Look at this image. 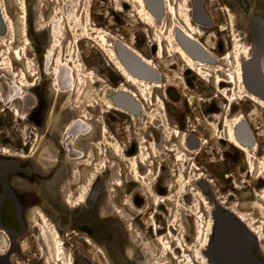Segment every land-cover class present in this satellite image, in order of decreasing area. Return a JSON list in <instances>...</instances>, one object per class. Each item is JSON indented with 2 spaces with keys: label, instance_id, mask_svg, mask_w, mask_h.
<instances>
[{
  "label": "rangeland",
  "instance_id": "rangeland-1",
  "mask_svg": "<svg viewBox=\"0 0 264 264\" xmlns=\"http://www.w3.org/2000/svg\"><path fill=\"white\" fill-rule=\"evenodd\" d=\"M72 1L26 0L27 30L30 39L28 57L34 61L37 70V78L29 76V79L35 83L36 87L27 91V95L31 96L27 102L17 99L11 106L0 103V144L8 146L7 148L16 153H20L19 150L29 152L27 154L32 159L23 160L19 157H5L0 154V194L3 193V190L16 189L14 182L16 170L32 171V173L51 171L54 180L59 174L64 173L67 176L69 172L71 174L70 183L64 185L62 196L57 190H54L52 195L53 199L63 198L62 204L67 212L64 225H61L60 218L62 216L59 212L56 210L51 212L48 205H42V201H45L43 181H41L43 178L39 175L36 179L30 178V186L22 189L26 192V198H35V201L31 200V203L30 199L28 200V205L33 209L32 216L37 218V212H44L53 223L71 235L69 237V253L74 254L72 257L75 264H155L158 261H162L163 264H187L188 258L195 261L192 249L197 246L195 240L197 230L195 222L197 221L196 216H198L196 205L200 200V197L195 195L197 191L205 193V198L212 204L214 213H222L224 208L236 206L240 211L260 220L262 217L258 211L254 210L253 204L260 201L257 193H261L262 187L260 186L264 181V176L260 179L258 170L254 174L248 175L247 171L241 168L245 167L241 153L227 144H219L217 139L219 133L213 127L214 121L211 118L216 114L223 115L221 110H225L227 103L221 97L217 98L218 94L213 88L215 79L211 78V84H205L192 73L185 74V66L178 65L177 57L166 58L161 62L165 67L176 66L175 70L166 71L169 74V84L173 85L174 89L168 92L169 85L166 84L163 90H156L153 100L155 101L157 97L162 98L166 106V115L172 126H179L182 131L188 130L190 132L187 133L188 135H195L201 140H205L207 144L197 154L184 150L178 139L166 142L162 137L166 134L159 132L161 126L157 121L155 125H150V121L146 117L137 119L114 112L110 113L104 105L105 99L109 97L111 100L115 89L125 84V81L109 66L107 57L99 49L95 40L87 39L80 31L77 32L79 34L77 39H80L75 42L76 37L73 34V29L77 28L71 26L68 19L72 15L78 22L79 18H83L85 9H90L92 24L107 33L110 43L114 46L118 44L119 40L129 44L137 43L139 50L151 55L155 50V47L153 48L155 32L145 25H140V21L134 13L133 6L135 4H126V0H79L81 7L76 4L73 6ZM173 1L177 5L181 3V0ZM189 2L192 16L200 15V18L195 21L196 24L207 23V16H205L207 14L214 26L216 25L213 30L198 28L203 32L204 43L215 47L219 57L225 55L228 48L230 52L232 40L230 32L234 28L242 35L245 43L254 48L258 38L255 37V33L261 29L259 19H264V10L259 8L258 4L264 0H230V2L224 3L219 0H189ZM118 3L122 4L124 10L117 11ZM4 4L14 20V31L12 35L5 34L2 37L0 35V55L2 56L6 53L11 39H15L14 47L17 49L22 48L25 44L20 0H4ZM151 4L156 10L157 1L151 0ZM224 8L232 12V20L223 11ZM62 18L68 20L66 22L68 31H64L65 38L62 41L68 59L77 57V60L80 59L87 68L104 78L106 83L97 82L94 84L91 79L86 78V83L77 86L75 92L66 91L59 94L54 90V80L48 74L53 72V67L47 64L45 54L52 42L50 29L55 24L54 27L59 28L57 21L63 20ZM168 23L171 21L168 20ZM223 30L226 32L222 33ZM14 33L15 35H13ZM0 34H2L1 30ZM94 36L96 40H100L98 35ZM1 57L0 64L3 61ZM13 59L17 71L28 70L27 63L17 62L15 58ZM152 59L155 61L153 57ZM156 63L159 66L162 65ZM53 64L56 65L57 61ZM227 64L222 61L221 67L227 69L229 65ZM68 65H72L70 61H68ZM254 67L257 70V65ZM2 76L6 78H0V85L3 92L8 93L7 80L10 77L0 70V77ZM242 76L243 82L248 88L245 71ZM183 79L188 84L187 86ZM254 83L260 88H264L257 74ZM62 85L65 87V84ZM105 92H109L110 96ZM238 104L234 107L233 115L243 114L249 121L258 136L257 155L263 158L264 111H259L251 103L238 102ZM31 105L37 108L33 115H28V120L19 121L13 116L15 108L23 114L30 112L29 106ZM146 106L148 113H156V119H158L157 105L147 104ZM215 110L217 111L215 112ZM85 111L91 120L82 116V112ZM75 120L89 123L94 131L92 137L77 140L76 135L67 128ZM153 126L156 129L152 128ZM105 127L122 144L128 159L133 160L138 157L139 163L142 161L141 137L149 142L146 147L152 158L149 163L153 164L149 168L140 164L141 175L160 197L170 194V185L173 191L172 201L159 208L155 205V200L147 189L148 186L134 181L135 175L132 172L131 163L123 160L111 146L104 143L103 131ZM191 131L196 133L192 134ZM110 141H112L111 138ZM150 142L157 146L158 158L153 153ZM23 143H27V147H23ZM70 149L84 154L75 158ZM177 151L185 154L188 160L186 162L177 161L175 159ZM70 163L75 165L79 163L80 165L78 180L75 179L74 167L69 165ZM193 163H196L201 173L206 175L203 179H212L215 181V186L211 187L205 181L203 182L199 175L200 172L193 170ZM67 169L69 170L67 171ZM97 169L100 170V175L95 178L93 187L92 185L90 187L88 204L71 209L65 203L67 192L71 191L77 195L80 186L85 185L92 174L97 172ZM180 171L191 179L190 184L183 188L184 190H181L177 184L176 175ZM116 179H120L123 186L116 187L113 181ZM118 211L121 212L117 213ZM202 214L199 216L202 219L198 218L200 222H205L208 214L204 212ZM153 219L161 228L160 235L166 240L169 238L175 251L176 258L174 260L166 257L165 253L167 252L163 250L157 237L154 236ZM169 231L172 232L170 236ZM86 237L93 242L94 246L87 244ZM248 240L250 244L248 256H251L253 249L254 251L256 249L255 253L260 256L259 246L256 245L253 237H248ZM1 242L7 246L6 240L0 237V247L3 246ZM181 243L185 244L186 254L180 249ZM261 247L264 250V242L261 243ZM5 248L3 246L1 249ZM243 258L244 256L239 257L237 261L217 260V264H242ZM195 263L199 264L197 261Z\"/></svg>",
  "mask_w": 264,
  "mask_h": 264
},
{
  "label": "bare ground",
  "instance_id": "bare-ground-1",
  "mask_svg": "<svg viewBox=\"0 0 264 264\" xmlns=\"http://www.w3.org/2000/svg\"><path fill=\"white\" fill-rule=\"evenodd\" d=\"M164 1H165V3L163 2V4H166L165 5L166 11H164V12L168 16L167 19H169L171 21L174 20V22L177 24H178L177 21H179L180 22L179 27L182 29V32L185 33V35L188 37V39L190 38V39L196 41V43L197 42L201 43L200 38H204V36L202 35L203 32L201 29H199L193 23L192 14H191V5H190L189 0H181V3L178 5L175 4V2L173 0H164ZM71 3L73 6H75V4H76L78 7H81V4H79V0H73ZM125 3L135 4L133 6L134 7V13L137 16V18L139 19L140 25H145L149 29H151L155 32L153 42H154V45H158L160 56H162V54H164V48H165L164 45H165V43H167L168 48L170 49V52L172 54H173V52H175L176 54H179L182 57V59L186 62L188 67H191L193 70L200 72V75L202 76V78L205 81H208V79L211 77L214 78V74L217 73V74H215V81H216L215 83H216V88H217L218 92H221L223 84L227 85V87L223 91V97H225L226 103H227L226 104V111H225V113H227V114H226V118L223 120V124H224V128H225V135L223 138L218 137L217 139L219 140V143L223 139L224 142L226 144H228V146H230L234 150L240 152L242 157H243V162L245 164V167L243 166L241 168L243 170H246L248 175H252L255 172H257V170H258L259 171V178L261 179V177L264 176V157L260 158L257 155V151H258V149H257V135L255 134L254 130L252 129V126L250 125L249 121L246 119V117L243 114L233 115L235 105H239L238 102H246V103L254 104L255 108H257L259 111L260 110L264 111V99L255 95V94H257V95L263 97L262 94L264 93V90H262L260 88L261 93H259L256 90L257 85L252 86L248 83V81H247V85H248V88H247V86L243 82V76H242L243 71H245L246 72V80H247L248 70L251 69V66L254 67V64L256 65V63H255L256 60L253 61V50H254V48L251 45H248L245 43V40L243 39L242 35H240L235 30V28L231 29V32H230V36L232 39L231 40V49H230V52H228L225 55V57L223 58V62H227L229 64V65L227 64L228 65L227 81L222 80V78L219 76L220 75L219 73L221 70H219L220 67L218 68L216 66L218 65L217 64L218 62H221V60H219L215 55H213V57L218 62L216 61L217 65L212 67L213 76H211L209 70L207 71V73H206L207 75H206L204 73V69L201 67H198L196 65V62H195L196 60H194L190 54L188 55V53H186L187 51L185 52V50H183V48L176 45V43L174 41L173 33L170 32L171 33L170 35H168L167 33L164 34V32H165L164 29L159 28V25H161V22H160V20L156 19L157 16H156L155 10L153 9V6L151 4V0H127ZM20 5H21V9H20L21 10V22L23 25V35H24L25 44L22 46V48L17 49L14 47L15 46V41H14L15 39L13 38V39H11L10 44L7 46L6 53L3 56L0 55V57L2 56L1 58H3L2 64H0V70L3 71V73H5L7 76L10 77V79L7 80L8 81V85H7L8 93H4L3 89L0 85V101L5 105H10V106L17 99L22 100V102H27L31 99L30 98L31 96L27 95V91L35 88L36 85L33 81H31L29 79V76L37 78V72H36L37 70L35 69L36 64L34 63V61H32L28 57V49L30 46V39H29V35H28V30H27V27H28V22H27L28 21L27 20L28 10H27L26 0H20ZM0 9L2 11V15L0 16V30H1L2 34H0V35H1V37L5 34L12 35V33L14 31V20L12 19L10 14L8 13V10L4 4V0H0ZM122 9L124 10V7L122 6V4L118 3V10L117 11L120 12ZM227 13H228V17L232 20L233 19L232 12L229 9H227ZM82 16H83V18L82 19L79 18L78 22L75 21V18L72 15H71V18L68 19L69 22H71V26H75L74 28H77L76 30L73 29V34L76 37L75 42L80 39V38L77 39L79 37V34H77V32H80V31L83 34V36L86 37L87 39H89L91 41L95 40L97 42V46L99 47V49L105 54V57H107L109 64L115 69V71H117V73H119L121 75V77H123V79L127 85L132 86L135 89V90H132V89L128 88V86L123 85L120 89L115 91L116 93L113 94V96L111 97V100L109 99V97L106 98L104 105H106V108L108 109V111L110 113L116 112L120 115L130 116V117H134L137 119H139V118L141 119L142 117H146L147 119L154 120V125H155V121H156L155 115L148 113L146 105L148 104L151 106L152 103L154 104L153 99H154L155 91L157 89L161 88V84L155 82L157 80V76H156L157 74L151 73L153 75H148V74L145 75L143 73H139L136 71H133L134 72L133 73L129 69V67L124 66L126 64V63L123 64V62L125 60L122 59V57L119 53L115 52L114 48H116V50H118V49H120V50L125 49L126 50L127 49L128 51H132L133 53H135L136 56H138L137 58H139L140 60H142L143 63H145V65L147 64V66L153 67V69H155L153 61L151 59L145 57L137 49L136 43L129 44V43L121 42L120 40L117 41L118 44L116 46H114V44L110 43V41H108V39H107V33L103 29L97 28L92 24V14L90 13V9L88 10L86 8L85 13H83ZM234 17H235V15H234ZM165 18H166V15H165ZM68 20H66V19H63V20L59 19V21L55 20V21L59 22V28L54 27L56 24L51 27L50 36H51L52 42H51V45L47 49L46 54H45V59L48 62L47 64L52 65V67H53V72L52 73L49 72L48 74L52 76V78L54 80V86H55L54 90L59 94H61L62 92H66V91H69V93L75 92V90L77 89V86H80V85H83L84 83H86L85 82L86 78L91 79L92 83H94V84H96L98 79H99L96 72L87 68L80 59L77 60V57L76 58L73 57L71 60H69L68 56H66V52H65V49L63 47L62 41L65 38L64 37V35H65L64 31L65 30L68 31V28L66 26V22ZM166 20L164 22V27L167 23ZM69 22H68V24L70 25ZM64 26H66V27H64ZM223 32H226V31L223 30ZM13 35H15V33ZM94 35H98L100 37V40H96ZM180 35H181V33H180ZM12 37H14V36H12ZM175 39L177 40V38H175ZM185 40H187V38ZM177 44H179V43H177ZM179 45H181V44H179ZM198 46H200V45H198ZM255 48H257V46ZM201 51H202V49H201ZM13 58H15V60L17 62L27 63L28 70L27 71H24V70L17 71L15 68V62H14ZM215 59L212 61H215ZM55 61H57L56 65L53 64ZM68 61H70L72 65H68ZM201 62L202 61H200V64H201ZM202 63H204V62H202ZM145 65L139 66V67L141 70L145 69L148 71V67ZM257 66H259V65L257 64ZM202 67H204V65ZM207 69H209V68L207 67ZM257 69H258V67H257ZM155 70H157V69H155ZM262 71H263V75H264V66L263 65H262ZM258 74H259V76H261L259 72H257V75ZM0 78L4 79L6 77L2 76ZM261 80L263 81V85H264V79H262V76H261ZM62 84H65L64 85L65 87H63ZM107 93H108V96H110V93L109 92H107ZM119 96L128 97V99L133 102V104L136 106L137 110L139 109V111H137V112L130 111L129 109L122 106V104H120L119 100L117 101V98H116ZM32 98H34V97H32ZM157 100L159 102L158 105H161L160 108L164 112V113H162L161 117H163L166 120L165 126H169L171 123L168 119V116L166 115L165 103L161 99H157ZM29 107H30V112H24L23 114L21 113V111L19 109L15 108V110L13 111V113H14L13 116L15 118H17L19 121L20 120L22 121V119L28 120L27 119L28 115H30L32 113L31 111H34L36 109L32 105ZM82 116L85 119L91 120L90 116L86 113V111L82 112ZM214 116H215L214 117L215 121H214V124H212V125L216 129V131H218L217 124L222 120L223 117H221L220 114H216ZM67 128L72 134L76 135L75 137L77 138V140H79L81 138L92 137L93 132H94L92 126L83 120H78V121L75 120L69 126H67ZM220 135L221 134H219V136ZM170 136H172V140L173 139H183V137H184V135L182 134V132L180 131V129L178 127H176V129L174 130L172 135L169 134L168 138H165V139H167L169 141ZM103 137H104L103 141L105 144L111 146L112 149L115 150L117 155L119 157H122L123 160H125L128 163H131L132 172L135 175L134 181L136 183L144 184V185L148 186L147 189H148L151 197H153V199L155 200V205L158 208L161 207L163 204H166L167 202L172 201L173 191H172V188L170 185H169V188L171 189V191H169L170 194L167 196H164V197H160L159 195L156 194L153 187L149 186L147 184V182L144 180L145 177H143L141 175L140 164L146 168H149V166L153 164V163H149L152 158H151V153H150L149 149L146 147V144H148L149 142L145 138L141 137L142 161H141V163H139L137 161L138 157H135L133 159L136 161H133L132 159H128V157H127V155L123 149L122 144L116 139V137L113 134H111L107 130V127H105V130L103 131ZM190 137H192V136H190ZM110 138L112 139V141H110ZM188 143H189V141H188ZM74 145H76V144H74ZM150 145H151L150 147L152 148L153 153L156 155V158H158V152L159 151H158L157 146L152 142H150ZM194 145H195V142H194ZM71 149H73V148H71ZM189 150L190 149L188 148V151ZM70 152H71L72 156L75 158L83 156V154H84V153L82 154V152L76 151V150L75 151L71 150ZM0 153L5 157H16L18 155L16 152H14L13 150H11L7 147H0ZM29 157L30 156H28L26 159H29ZM75 158H73V159H75ZM186 158H187V156L185 154H183L182 152H178L176 155V160L179 162H186V160H188ZM69 165L74 167V174L76 175L75 179L78 180V177L80 175L79 174V170H80L79 163H77L76 165L74 163H70ZM192 165H193L194 171L200 172L199 175H201V177H202L201 179L203 180V182L206 181L207 184L210 185L211 187L215 186V181H213L212 179H207V180L203 179L204 177H206V175L201 173V170L198 168V165H196V163H193ZM104 166H103V168H104ZM99 171L100 170L97 169V172L92 174V176L89 178L88 182L85 185L80 186V189H79V192L77 195H74L71 191H69V193L66 195V201H67L66 203L71 209H76L78 207H82L83 205L88 204V202H89L88 196H89L90 187L92 184H94L93 182L96 178V174H99ZM176 178L178 181L177 184H179L181 190L184 187L188 186V184H190V182H191V179L187 178L181 171L179 174L176 175ZM113 181L115 182L114 184L116 185V187L123 186V182L120 179H116ZM92 187H93V185H92ZM195 195L200 197L199 203H197V205H196V212L198 213L197 214L198 216L195 215L197 217L196 218L197 221L195 222L196 227H197V230L195 232V240L197 241L196 242L197 246L195 245L196 247H194L192 249L195 261L192 258H188L189 261H187L188 262L187 264H196L195 263L196 261L199 264H215L214 261H212V259H211L212 257L210 256L211 255L210 252L212 249L211 244H212V241L214 239L215 227H216V223H217L216 217H218L219 213L218 212L214 213V211L212 209V204L209 202L208 199L205 198V196H206L205 193H202V191H197V192H195ZM183 197H181V198H183ZM258 197H259L260 201L255 202L253 204V207H254L255 211H258L262 215V219L260 220V223L258 222V219L254 218L255 216L252 217L248 213L240 211L239 209L236 208V206H233L231 208L230 207L227 208L228 210H230V212H224L222 210L223 212L221 213V215L227 214V215L232 216L237 221V223L243 227V229L245 230V232H247L248 235H250L253 238H256L258 243H263L264 242V191L260 195H258ZM120 212L118 211L117 213H120ZM203 212L207 213L208 215H207L205 222L204 221L200 222L199 218L202 219V217H199V216H202ZM40 215H41V218L43 221L44 230L46 231V233H47V231H49L52 235V243H53L52 244V253H51L52 262L54 264H74V258L72 257L74 254L71 255L69 252H67L66 243L62 239L58 229L56 227H53V226L51 228L49 226V222H48L47 218L43 214H40ZM153 223H154L153 224L154 236L157 237V240H158L159 244H161V246L163 247V250H165L167 252V253H165L166 257H168V258L170 257L174 260L176 258L175 257V251H174V248L169 241V238H167V240H166L165 237L160 235L159 230L161 228H159L158 225L156 224V222H154V219H153ZM170 235H172L171 231H169V236ZM70 236L71 235L68 234V238ZM45 238H47V239H45ZM44 239L46 242H48L49 236L47 234H45ZM86 242H87V244L92 245V241H90L88 238H86ZM181 245H182V243H181ZM184 245L180 246L181 247L180 249L182 251H184V249H185ZM146 246L148 247V245H146ZM184 253L186 254L187 252L184 251ZM161 258H163V257H161ZM155 264H163V262L158 261Z\"/></svg>",
  "mask_w": 264,
  "mask_h": 264
},
{
  "label": "flooded vegetation",
  "instance_id": "flooded-vegetation-1",
  "mask_svg": "<svg viewBox=\"0 0 264 264\" xmlns=\"http://www.w3.org/2000/svg\"><path fill=\"white\" fill-rule=\"evenodd\" d=\"M219 1L223 2V3L224 2H230V0H219ZM163 2L165 3L164 0H157V6H156L157 9L155 10L156 11V16H157L156 19L160 20L161 25H162V26L159 25V28L160 29H164V31H165V32L163 31L164 34L167 33L168 35H170L171 34L170 32H172L173 35H174V41H175L176 45H178L179 47L183 48V50H185V52L187 51L186 53H188V55L190 54L192 56V58L194 60H196L195 61L196 65L198 67H201V68L204 69V73L205 74L209 70L211 76H213L212 67L216 66L218 64L216 67H218V68L220 67L219 70H221L220 73H219L220 74L219 76L222 78V80L227 81L228 66H227V69L222 68L221 67V62L223 61V58L225 57V55L229 52V48H228L227 53L225 55H223L222 57H219L218 54L216 53L217 49L215 47L208 46L207 43H204V38H200L201 43H198V42L196 43V41H194V40H192L190 38H189L190 39L189 40L188 37L185 35V33L182 32V29L179 27V24H180L179 21H177L178 24L175 23L174 20H172V21L170 20L171 23H168V20H169V19H167L168 16L164 12V11H166V6H165L166 4H163ZM258 6H259V8L264 10V2L259 3ZM223 11H225L227 16H228L227 9L224 8ZM164 14L166 15V18H165ZM1 15H2V11L0 9V16ZM199 16H200L199 14L192 16V20H193V23H194L195 26L200 27L202 29H206V30H213V29L216 28V25L214 26L213 21L211 20V18L207 14H205V16H207V20H208L207 23L206 22L205 23H201L200 25L196 24L195 21H197L198 18H200ZM165 20L167 21V23H166V25L164 27ZM259 21L261 23V29L258 30L257 33H255V37L256 38L258 37V38H257V40L255 42V45H254L253 61L256 60L255 63L259 65L258 66V72L262 76V79H264V75H263V71H262V65L264 66V19L260 18ZM147 31L150 32L149 29H147ZM221 32L225 33L223 31H221ZM180 33H181V35H180ZM185 37L187 38V40H185L186 39ZM175 38H177V40ZM177 43H179L181 45H179ZM136 45H137V43H136ZM198 45H200V46H198ZM256 46H257V48H255ZM154 47H155V50H154L155 52L153 51V55H151L149 53H144L141 50H139L138 48L137 49L145 57H147V58H149V59H151L153 61L154 68L157 69V70L153 69V67L147 66V64L145 65V63H143L142 60L137 58L138 56H136L135 53H133L132 51H128L127 49L126 50L125 49L116 50V48H114V50H115L116 53H119L121 55L123 60H126V61L123 62V64L127 62L126 63L127 65L126 64L124 65L125 67L126 66L130 67V68H132L133 71H136V72H139V73H143L145 75H147V74L148 75L157 74L156 75L157 76V80L155 82L161 84V88L157 89V90H163L164 87L166 86V84H167V86L169 85L168 92H171L172 89H174V86L169 84V74H167V72L175 70L176 66L175 65H171V66H166L165 67L161 63V62L165 61L166 58L169 59V58H174V57L178 58V61H179L178 65L179 66H181V65L185 66V69H186L185 70V74L192 73L195 77H197L201 81L205 82V84H207V83L211 84L210 79L213 78V77L209 78L208 81H205L202 78V76L200 75V72L196 71V70H193L191 67H188L186 62L182 59V57L179 54H176L175 52H173V54H172L170 52V49L168 48L167 43H165V45H164V47H165L164 48V54H162V56L159 55V47H158V45H153V48ZM201 49H202V51H201ZM213 55H215L219 60H221V62H218L213 57ZM152 57L155 59V61L152 59ZM214 59H215V61H212ZM200 61H202L204 63L201 62V64H200ZM156 62L161 63L162 65L159 66ZM143 65L148 67V71L149 72L147 70L143 69V68H142L143 70L140 69L139 66H143ZM203 65H204V67H202ZM109 66L112 67L110 64H109ZM207 67L209 69H207ZM251 68H252V66H251ZM113 70L119 77H121V75L119 73H117V71H115L114 68H113ZM151 73H153V74H151ZM215 74H217V73H215ZM215 74H214V79H215ZM97 76L99 77L97 82L106 83V80L104 78H102L99 74H97ZM261 76H259L260 79H261ZM121 78L123 79V77H121ZM183 81H184V84L187 86L188 84L185 82L184 79H183ZM215 82L216 81L214 80V87L213 88L215 89V92L218 94L217 98L221 97L226 102L225 97H223V91L225 90L227 85L223 84L221 92H218ZM262 83H263V81H262ZM123 85L128 86L126 83L123 84ZM123 85H121L120 87L116 88L115 91L120 89ZM203 87L206 88V86H204V85H203ZM128 88H130L132 90H135L132 86H128ZM256 90L259 93H261L260 86L257 85L256 86ZM156 92L157 91H155V93ZM114 93H116V92H114ZM120 97L126 98V99L128 98L126 96H119V97H116L117 101L119 100ZM157 99H161L162 100V98H158L157 97L155 99V101H154V104H156L158 109H159L157 111V112H159L158 119H156V117H157L156 113H150V112L149 113L150 114H154L155 115V120L160 123L161 130L159 129V132H161V133L163 132V133L166 134V135L162 136L163 139L168 138L169 134L172 135V133L174 132L176 127H178L180 129V131L182 132V134L184 135L183 139H178L181 142V145L183 146L184 150L188 151V148H189L190 149L189 150L190 152L188 151L189 153L197 154L198 151H200L202 149V147L207 144L205 142V140H201L200 138L196 137L195 135H188L187 133H190V132L188 130L182 131L179 126H172V124H170L169 126H165L166 125V120L163 117H161L162 113H164V112L160 108L161 105H158L159 102H158ZM179 99H180V97H179ZM0 103L3 104L1 101H0ZM154 104L152 103L151 106L154 105ZM3 105H5V104H3ZM34 108H37V107L34 106ZM35 110L32 111V113L30 115H33ZM216 111L217 110H215V112ZM221 111L223 113V115H221V117H223V118L217 124V127H218V131L217 132L218 133L220 132L219 134H221L218 137L223 138L224 135H225V128H224L223 120L226 118V114L227 113H225L226 108H225L224 111L223 110H221ZM114 113H116V112H114ZM214 117L215 116H213L211 118L213 121H215ZM149 121H150V123H149L150 125H154V124H152V123H154V120H152V119L150 120L149 119ZM152 128H155V127L153 126ZM191 132H192V134L196 133L195 131H191ZM190 136H192V137H190ZM173 140H172V136H170L169 141L167 139H165L166 142H172ZM188 141H189V143H188ZM194 142H195V145H194ZM219 144L221 145V144H226V143L222 139ZM22 146L23 147H27V143H23ZM0 147H5V146L0 144ZM19 152L20 153H17L18 155L16 157H19L20 159H23V160L32 159V157L31 158L29 157V159H26L28 157V155H29L27 153H29V152L26 153L23 150H19ZM175 159H176V156H175ZM68 170L69 169H67V171ZM16 173L17 174H16L15 180H14V182L16 184L15 185L16 189H14V190H10V189L3 190V193L0 194V237L4 238L6 240V243H7L6 244L7 246H5L4 243L1 242V244L4 247H6V248L4 250H2L1 248L3 246L0 247V264H54L52 262V259H51L52 244H53L52 243V235H51V233L49 231H47V233H46V231L44 230L43 221H42V218H41L40 214H43L47 218V220L49 222V226L51 228L53 226V227H56L58 229L62 239L66 243L67 252H69V249H70L69 248V244H70L69 243V241H70L69 239L70 238H68V233L66 232L65 229H63L61 227H58L55 223H53V221L44 212H37V218H35V216H32L33 215V213H32L33 209L28 205V203L29 202L31 203L32 201H35V198H32V199L31 198H26V195H25L26 192L22 188L30 186V178L36 179L38 177V175L41 178H43V180H41V181H43L42 187H43V192H44V197H45V201L46 202L42 201V205L43 206L48 205L47 207L49 208V210L51 212L53 210H56L57 212H59L60 215L62 216L60 218L61 225H64L66 223L67 212H66V208L62 204L63 198H61L59 200L58 199H53L52 195H53L54 190H57V192L59 194H61L60 196H62V189H63V187H64V185L66 183H70L71 174H69V172H68L67 176L64 173L59 174V176H57V178L54 180L51 171H46V172H41V173H39V172L32 173V171L22 172V171H17L16 170ZM99 175L100 174H96V178ZM1 176H3V175H1ZM66 177H67V180L65 181ZM262 185H264V181H263V183L260 186V187H262V189L260 190L261 193L264 191V186H262ZM67 194H68V192H67ZM260 194L257 193V195H260ZM35 197H36V194H35ZM28 200H29V202H28ZM66 202L67 201L65 200V203ZM66 205H67V203H66ZM64 210H65V212H64ZM223 211L224 212H230V210H228L227 208H224ZM260 216L262 217L261 214H260ZM260 220H258L259 223H260ZM45 234H47L49 236V241H48L49 243L45 241V239H47V238L44 239V235ZM86 238H85V241H86ZM253 239L255 240L256 245L259 246L258 250L261 252L259 254L260 256H258L255 253L256 249H255V251L253 249V251L251 252L252 253L251 256H248L249 254L247 255L248 257L244 256V258L242 260V264H264V250L261 247V243H258L256 238H253ZM91 246H94L93 242H92Z\"/></svg>",
  "mask_w": 264,
  "mask_h": 264
},
{
  "label": "water",
  "instance_id": "water-1",
  "mask_svg": "<svg viewBox=\"0 0 264 264\" xmlns=\"http://www.w3.org/2000/svg\"><path fill=\"white\" fill-rule=\"evenodd\" d=\"M129 69L133 72L132 68L129 67ZM257 72L258 69L256 70L255 67H252L248 71L247 81L252 86L255 85L254 78ZM262 96L264 98V93ZM119 102L130 111H139V109L137 110L136 106L128 98L120 97ZM216 222L214 239L211 244L212 249L210 252L212 261L217 264V260L237 261L239 257L247 256L250 253L248 237H252L245 232L243 227L238 224L232 216L227 214L221 215V213H219L218 217H216Z\"/></svg>",
  "mask_w": 264,
  "mask_h": 264
}]
</instances>
